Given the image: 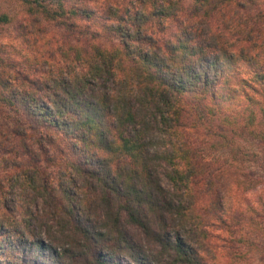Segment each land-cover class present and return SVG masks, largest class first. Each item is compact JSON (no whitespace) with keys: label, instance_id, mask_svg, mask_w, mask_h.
I'll return each instance as SVG.
<instances>
[{"label":"trees","instance_id":"obj_1","mask_svg":"<svg viewBox=\"0 0 264 264\" xmlns=\"http://www.w3.org/2000/svg\"><path fill=\"white\" fill-rule=\"evenodd\" d=\"M185 1L0 0V264L264 258L225 196L264 182V0Z\"/></svg>","mask_w":264,"mask_h":264},{"label":"rangeland","instance_id":"obj_2","mask_svg":"<svg viewBox=\"0 0 264 264\" xmlns=\"http://www.w3.org/2000/svg\"><path fill=\"white\" fill-rule=\"evenodd\" d=\"M186 4L189 3V0L185 1ZM6 28H10L6 35L7 38L1 39L2 46L0 51L4 50L5 52H14V54H26L27 50L25 49L24 43H17L15 41V36L17 34V27L14 25L7 26ZM52 31L55 29L52 28ZM51 34L53 32L50 31ZM15 49L17 50L15 52ZM50 69V66L44 64L41 66V73H46ZM0 122L3 124H8L13 127V123H10L9 119L0 118ZM242 143L246 146L247 149L250 151H254L258 153L257 159L252 162V160L247 161L244 169L249 172V175L253 177H262L264 178V147L260 145L259 142L252 139L250 136L246 134L243 136ZM6 158V155L3 156ZM242 169V170H244ZM11 170L10 163L2 162L0 165V178L4 176L5 173ZM242 172V171H241ZM231 180L230 178L227 179L225 184V196H226V206L227 208H234L236 206L242 208L246 214L260 218L261 222L264 223V182L259 183L257 188L255 189H246L242 191V187L238 186V184ZM163 183L166 186H171L170 181L163 175ZM19 187L15 186L10 188L7 197H2L0 201V213L4 214L9 212L10 208L15 207L17 204L16 201L21 199V192L19 191ZM7 206V207H6ZM8 208V209H7ZM217 260L220 261L221 264H225V262L221 259L219 255L216 256ZM227 264V263H226ZM244 264H264V258L260 255L257 251L253 255L252 259L246 261Z\"/></svg>","mask_w":264,"mask_h":264}]
</instances>
